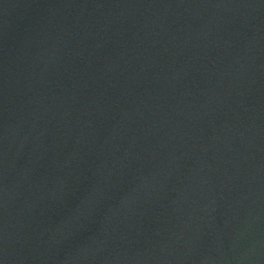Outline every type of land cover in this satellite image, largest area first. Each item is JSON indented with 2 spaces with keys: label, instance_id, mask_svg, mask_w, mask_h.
Instances as JSON below:
<instances>
[{
  "label": "water",
  "instance_id": "water-1",
  "mask_svg": "<svg viewBox=\"0 0 264 264\" xmlns=\"http://www.w3.org/2000/svg\"><path fill=\"white\" fill-rule=\"evenodd\" d=\"M0 264H264V0H0Z\"/></svg>",
  "mask_w": 264,
  "mask_h": 264
}]
</instances>
